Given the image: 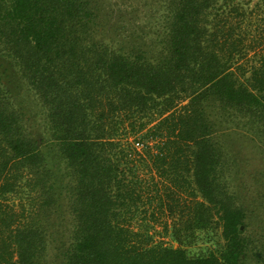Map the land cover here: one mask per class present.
Masks as SVG:
<instances>
[{
	"label": "trees",
	"instance_id": "16d2710c",
	"mask_svg": "<svg viewBox=\"0 0 264 264\" xmlns=\"http://www.w3.org/2000/svg\"><path fill=\"white\" fill-rule=\"evenodd\" d=\"M246 15L233 0H0V198L21 182L27 195L19 214L0 202V264H249L264 188L250 206L231 183L237 140L264 145V53L236 63ZM5 62L49 138L31 97L5 86ZM123 114L160 120L131 123L124 142ZM137 138L157 151L138 154ZM144 162L168 202L145 195ZM184 196L194 205L177 215ZM161 214L172 245L150 234Z\"/></svg>",
	"mask_w": 264,
	"mask_h": 264
},
{
	"label": "rangeland",
	"instance_id": "374dc122",
	"mask_svg": "<svg viewBox=\"0 0 264 264\" xmlns=\"http://www.w3.org/2000/svg\"><path fill=\"white\" fill-rule=\"evenodd\" d=\"M235 4L240 5L244 9L247 10L246 20L243 22L242 27L243 30L247 32V36L244 38V47H246L250 52H247V54L242 58L238 59L236 63L244 65L246 68H250L251 65L257 63L259 59L261 58L262 54L264 53V0H233ZM222 3V1H221ZM232 3V1H230ZM223 4V3H222ZM235 18H232L234 21ZM243 32V31H242ZM244 33V32H243ZM251 45H254L256 50H253ZM5 67L2 70L4 72V84L10 90L14 95L20 94L21 96L25 98H30L28 100L29 108L33 113L36 115L37 123L36 125L39 126L40 131L38 132L37 139L42 140L43 137L49 138V134L47 131V128L45 127V121H44V115L42 114V111L40 109L39 104L36 101H33V94H29L27 91V87L22 84L19 77L16 75V71L13 67H10L7 62L4 63ZM187 103L185 100L183 104ZM182 104H179L177 107V110L181 108ZM32 113V114H33ZM128 116V115H127ZM33 117V116H32ZM127 118V119H126ZM152 122L150 120V117H136V116H129L126 117L125 114L121 116L122 122L124 123L120 128L119 131L120 135L119 137L125 142L127 135L124 131H128V133L132 132V127L130 126L131 123H137L135 125L136 127L139 126L140 123L147 124L146 131L150 128H152L155 124L158 123L160 120V117H154L153 116ZM144 131L143 133H145ZM37 133V132H36ZM139 138V136H137ZM136 139L134 143V150L136 149V152L138 154L143 155L145 152V146L148 144L149 148L152 150L151 153H155L157 151L156 145L158 142L147 140V139ZM236 138H238L236 136ZM132 139V137H131ZM141 140V142H138ZM137 142L141 144L140 147H138ZM235 148V154L236 160L239 162L238 166L234 167L235 169H239L240 172L236 173L234 172V175L236 176L238 181L233 179V182L231 183V187L234 189L235 195L238 196L239 193L243 194V196H246L248 198V201L250 202L249 205L252 206L255 202L256 192H260L262 188H264V145L260 141L251 140L250 138H242L238 139L236 144L234 145ZM144 155H146L144 153ZM143 155V157H144ZM148 160V158H146ZM145 163L143 165H140L138 174L140 179H144L146 181H149V186H145L146 188V194L147 195L150 191H152L153 197H164L165 201L168 202L166 189L172 188L171 184L168 183L165 179L158 176V172L156 173L154 168L152 172L151 170H147ZM64 166H61L62 169L65 168V164L62 163ZM150 172V173H149ZM242 183V184H240ZM21 187L18 189V193L15 194H8L5 196V198H0V202L3 206H8L12 210L15 209L17 212L21 209V205L27 202V195L25 193L24 187L22 186L24 182H21ZM239 186V187H238ZM183 193V192H182ZM183 194H181L182 196ZM184 201H186L185 204L181 203L180 210L177 209L176 214L180 215L182 214V211L184 212L185 207L189 205H194V203H191V198L188 196L183 197ZM145 201H147L145 199ZM157 203V200L155 201ZM189 204V205H187ZM187 205V206H186ZM155 207V206H154ZM254 206L252 210H255L253 221L255 224L251 225L248 229V234H251L252 236V246H250V250L247 254V257L250 258L249 264L257 263L259 262L258 259L261 258V251L262 246L264 245V214L260 213L259 208ZM156 208V207H155ZM188 209L186 210V212ZM211 212V211H210ZM19 214V212H18ZM213 215L214 212H211ZM57 217H60V214H58ZM138 217V216H137ZM200 217V216H199ZM201 217L204 219L206 216L202 215ZM20 218L21 215H20ZM141 216H139L137 221L134 222V226H138L140 224ZM156 220L150 219L148 224L150 226V234L153 235V242H163L166 245H172L170 238L166 236L165 232V223L173 224L174 222L171 221V218L167 216V214H161L159 216H156ZM185 217L184 219H186ZM179 219V218H178ZM214 219H216V216H214ZM66 225L69 226L72 224V218H67ZM176 222V221H175ZM64 225V226H66ZM245 230V228H243ZM64 241H69L68 238V232L62 237ZM49 242V239H47V244ZM56 242V241H55ZM200 243V242H199ZM56 247L54 250L49 247V257L51 259H55V255L60 254V246L55 243ZM177 246V244H175ZM57 263H61V260L58 259Z\"/></svg>",
	"mask_w": 264,
	"mask_h": 264
},
{
	"label": "water",
	"instance_id": "95a60500",
	"mask_svg": "<svg viewBox=\"0 0 264 264\" xmlns=\"http://www.w3.org/2000/svg\"><path fill=\"white\" fill-rule=\"evenodd\" d=\"M244 227H241V229H243Z\"/></svg>",
	"mask_w": 264,
	"mask_h": 264
}]
</instances>
